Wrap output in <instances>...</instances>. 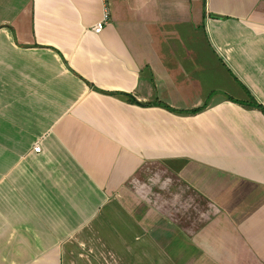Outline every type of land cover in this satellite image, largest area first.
<instances>
[{
    "label": "crops",
    "instance_id": "crops-1",
    "mask_svg": "<svg viewBox=\"0 0 264 264\" xmlns=\"http://www.w3.org/2000/svg\"><path fill=\"white\" fill-rule=\"evenodd\" d=\"M251 97L264 106V0H0V264H107L86 249L106 226L127 252L162 229L172 264H264ZM150 164L212 216L177 232L133 213L121 187Z\"/></svg>",
    "mask_w": 264,
    "mask_h": 264
},
{
    "label": "rangeland",
    "instance_id": "rangeland-1",
    "mask_svg": "<svg viewBox=\"0 0 264 264\" xmlns=\"http://www.w3.org/2000/svg\"><path fill=\"white\" fill-rule=\"evenodd\" d=\"M201 87V86H200ZM206 86L204 90L207 88ZM193 89V88H192ZM201 91V88H196V92L199 93ZM210 94L212 92H204L203 94ZM211 95V94H210ZM219 95H213L210 96V99L213 101H221L222 98L218 97ZM241 103V101H240ZM165 170L161 165L158 164H150V165H143L137 170V172L131 176L132 174L128 175L126 177L125 182L123 183V186L121 187L123 199L125 198V201L127 202V205L129 209L133 213H139L140 216L145 215L144 213L149 210V208L155 209L157 212V216L153 219H150L151 221H154L155 224H158L160 226H167V230H177L180 226V218L181 216L185 217L186 214V220L189 225V229H195L197 225V212L204 211V218L207 216H212V211L210 205L203 202L201 203H182L180 201V197L185 194H194L191 190H185L180 191V185L177 181L171 179L166 173ZM172 187V191L174 192V188L176 189V195L178 196V199L176 200V203H169V195L174 194L170 189L168 190L167 187ZM183 188V187H182ZM175 196V195H174ZM176 197V196H175ZM155 198V199H154ZM180 201V202H179ZM203 209V210H202ZM172 219H170V218ZM167 218L168 220H171V223L173 226H169L165 224L167 222L165 220ZM165 220V221H164ZM149 221V218H146L145 223ZM176 225V228L174 227ZM107 230H98L100 240H103V245L100 247V245L95 237H92L90 242H87L86 249H90L92 252V255L98 256L97 259H106L107 264H122L123 261L127 264H172L169 263V256L167 255L168 250L164 249V241L162 240L164 238L161 234L162 229L156 230L157 235L155 236L157 241L158 239L161 240V244H158L157 249L155 248H147L146 244H144L143 240L146 239V236H143L141 240H138V242H135L134 239L128 238L126 243L130 245V248L132 249L131 252L126 251V244H122L121 242L117 243V236L115 233V230L111 228L105 227ZM143 229H145L143 227ZM160 232V234H158ZM126 237V235H125ZM175 239H178L179 236H175ZM123 247L124 249V258L120 259L116 255V249L118 247ZM89 252V251H88ZM89 258V257H88ZM95 258V257H94ZM94 259V260H97ZM77 264H86L82 259H75ZM96 261H94L92 264H96Z\"/></svg>",
    "mask_w": 264,
    "mask_h": 264
},
{
    "label": "built area",
    "instance_id": "built-area-1",
    "mask_svg": "<svg viewBox=\"0 0 264 264\" xmlns=\"http://www.w3.org/2000/svg\"><path fill=\"white\" fill-rule=\"evenodd\" d=\"M106 19H107V12L105 11L103 14V19L95 22V24L93 26H91V31L94 33H99L101 31V29L103 28V23L105 22ZM32 149L34 152H38L40 149L39 144L35 143L33 145Z\"/></svg>",
    "mask_w": 264,
    "mask_h": 264
},
{
    "label": "trees",
    "instance_id": "trees-1",
    "mask_svg": "<svg viewBox=\"0 0 264 264\" xmlns=\"http://www.w3.org/2000/svg\"><path fill=\"white\" fill-rule=\"evenodd\" d=\"M125 96L129 97L128 94H124ZM129 99H131V97H129ZM133 100V99H132ZM145 105H161L163 107H166L167 109H172L170 108L169 106L165 105V104H162L160 103L159 101H155V102H149V103H144ZM247 104L248 105H252V106H256V107H259L262 111H264V106L257 103L252 97L249 98V101H247ZM197 110L199 109H192L190 110L189 112H196Z\"/></svg>",
    "mask_w": 264,
    "mask_h": 264
}]
</instances>
